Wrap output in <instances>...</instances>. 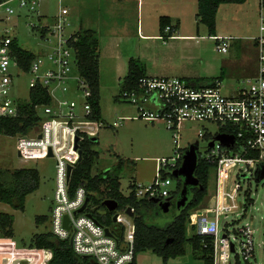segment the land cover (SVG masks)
Here are the masks:
<instances>
[{"label": "rangeland", "instance_id": "obj_1", "mask_svg": "<svg viewBox=\"0 0 264 264\" xmlns=\"http://www.w3.org/2000/svg\"><path fill=\"white\" fill-rule=\"evenodd\" d=\"M35 11L30 16H13L8 22L11 33L20 47L41 55L48 50V45L41 38L42 27L52 28L56 24L62 9L70 26L66 34L72 35L78 28L79 11L92 25H98L100 34V110L102 122L96 137L94 149L99 158L92 174L112 168L119 159L125 161L120 174V190L129 195L128 184L136 183L149 185L155 178L156 160L171 158L176 150L184 153L185 149L194 146L197 155L202 156L209 148L210 142L217 143L220 139L218 126L200 122L184 121L181 123L180 142L176 144L172 132L158 120L147 122L137 119L136 108L133 104L120 98L122 92L123 74L119 67L126 65L132 57L143 62L147 75L168 73L169 77H210L216 78L222 73V94L231 95L244 86L243 82L257 72V50L253 38L259 34L258 7L256 0H248L242 8L223 12L217 16V29L224 35H230L237 40H229L228 52L222 53L216 49V42L208 36L207 28L196 18L198 3L196 0H186L180 9L177 3L166 0H140V9L136 0H36ZM19 1L13 0L10 6L16 9ZM235 6V5H234ZM137 11L141 13L140 22L144 28L141 34L161 35L162 38H140L137 33ZM177 11L180 19L179 34L192 37L170 39L169 32L159 30L158 21L163 15ZM198 12V11H197ZM177 14V13H175ZM40 16V18H39ZM124 16V17H123ZM128 20H127V19ZM112 20V21H111ZM112 22L113 27L107 25ZM36 28H33V26ZM126 30L124 29V26ZM107 26H110L108 28ZM108 29V30H107ZM107 30V32H106ZM165 30V29H164ZM104 46V48H103ZM50 48V47H49ZM103 48V49H102ZM118 58H114V57ZM149 66L151 68H149ZM70 75V92L65 95L68 99L81 102L80 96L73 95L77 77L75 67ZM122 77V78H120ZM28 76L14 78L12 97L17 101H28ZM39 114L42 111L39 110ZM198 131L209 133L211 136L200 138ZM35 132L29 136H35ZM17 137L0 136V181L10 182V175L17 169H36L40 177L39 189L28 195L23 211L14 210L0 203V212L13 216V235L10 238L1 237V250L7 254L10 250L31 248L35 235L51 230L52 211L55 206V176L56 161L51 157L37 160H24L19 156L16 145ZM35 148L34 145H31ZM184 177L173 179L172 189L178 191L177 199L184 185ZM233 201L235 209L223 210L218 216L220 233L225 228L249 226L254 237L253 264H264L262 243V222L264 217V176L259 174V166H247L240 162L223 168L220 177V191L224 192L226 206L232 204L231 195L235 185ZM188 186V202L192 197V189ZM217 192V173L213 172L208 183V195L202 203L190 212L187 224V236L191 237L195 230L196 218L208 212V201ZM178 215L176 202L169 206L167 213L159 210L146 212L147 223L160 228H166ZM37 217H44V222H35ZM117 225V224H116ZM232 225V226H231ZM196 229V228H195ZM120 227L115 226L114 233ZM2 254V253H1ZM0 254V256H1ZM39 254V253H38ZM135 264H163L160 257L150 251L138 253ZM167 264H204L203 260L186 247V255L170 259Z\"/></svg>", "mask_w": 264, "mask_h": 264}, {"label": "built area", "instance_id": "obj_2", "mask_svg": "<svg viewBox=\"0 0 264 264\" xmlns=\"http://www.w3.org/2000/svg\"><path fill=\"white\" fill-rule=\"evenodd\" d=\"M11 1L0 2V117L17 115L18 101L12 97L14 78L29 77L28 95L32 88L41 86L50 97L49 104L36 107L38 112L42 111L36 135L19 136L16 145L19 156L24 160L49 157L51 150V158L56 161L55 206L50 232L61 240H67L83 264H135L133 209L129 208L133 217L129 216L127 209L117 213L115 223L122 228L120 235L99 224L88 212V203L79 212L88 198L85 185H80L73 194L69 189L71 173L78 160L74 150L75 137L82 134L91 139L98 135L99 129L98 123L92 119L89 85L78 74L74 50L69 45L71 35L66 34L70 26L66 17L68 12L62 9L56 24L52 28L45 27L46 33L41 38L50 48L41 55H35L28 71H24L14 57L12 44L15 38L8 22L13 16H30L37 1L18 0L16 9L10 6ZM257 7L259 34L253 38L257 50V72L247 78L244 86L235 93L222 94V80L219 79L195 82L183 78L145 76L138 80L136 88L120 94L122 100L135 106L137 119L147 122L161 120L172 132L176 144L180 142L181 123L184 121L215 124L220 136L230 139L227 143L210 142L206 153L197 155L214 164L217 173V192L208 201V212L197 217L196 229L193 227V235L210 239L209 243L202 241V245L211 248L212 264H253L255 258L252 229L231 225L232 228H225L220 233L218 216L223 210L236 208L233 198L240 189L238 184L235 185L232 204L226 206L224 192L221 194L220 191L223 168L243 162L247 166H259V174L264 173V0H257ZM169 31L167 26L165 32ZM215 39L218 42L216 49L227 52L228 38ZM72 67L77 71L73 95L81 94L79 104L65 96L71 89ZM197 136L206 138L211 134L198 131ZM32 143L38 145L32 148ZM184 153L176 150L169 159H157L153 182L147 186L132 183L134 188L129 189V194L133 191L137 199L154 200L160 209L165 202L171 204L175 190L171 188L173 179L170 175L181 167ZM68 167H72L69 176ZM65 217L68 218L67 228L64 227ZM106 229L111 236L106 234ZM261 247L264 257V217ZM0 254V264H48L52 257L50 250L36 248L10 250L7 254L0 249Z\"/></svg>", "mask_w": 264, "mask_h": 264}, {"label": "trees", "instance_id": "obj_3", "mask_svg": "<svg viewBox=\"0 0 264 264\" xmlns=\"http://www.w3.org/2000/svg\"><path fill=\"white\" fill-rule=\"evenodd\" d=\"M7 0H0L4 2ZM245 0H198L197 18L208 32L209 37L216 36V13L222 4H241ZM169 26V19L161 17L159 19L160 31ZM170 27V26H169ZM173 28L170 27L172 36ZM46 33L45 27L40 30V35ZM163 38V36H161ZM164 39V38H163ZM69 45L75 54V66L78 74L86 80L91 91L90 103L92 107V119L98 124L102 122L100 110V85H99V47L98 36L90 30H78L71 35ZM14 57L19 66L28 71L35 54L28 51L14 40L12 44ZM145 65L137 59H129L127 73L122 79V92L136 88L138 80L145 77ZM222 80V77L214 78ZM213 79L195 82H205ZM121 92V93H122ZM50 103L47 92L37 86L29 91L28 101H19L17 115L11 118L0 117V136L19 137L28 136L39 128L41 117L36 109L37 106ZM81 139L78 142L82 151V159L77 163L71 173L70 192L73 194L80 185H85L87 191L88 212L101 225L115 230L116 223L113 216L118 212L132 208L134 212V250L136 255L150 251L161 258L163 264H167L170 259L186 255V247L190 246L193 253L201 258L204 264H212L211 248L209 245L204 248L202 241L209 243L208 237L192 235L187 236V224L190 212L195 210L208 195V183L213 172L216 173L214 164H210L200 157L197 161L195 177L199 180L200 187L192 189V197L186 206L178 211L177 217L166 228L156 227L147 223L146 212L149 210L162 211L154 200L137 199L132 191L128 196H124L120 190V174L125 166V161L119 159L112 168L93 175L92 171L99 158V153L94 149L97 144L93 138L78 134ZM174 179V175H170ZM40 177L36 169L21 168L15 170L10 175V182L0 181V203L6 204L14 210L23 211L26 197L39 189ZM133 189V184L129 186ZM179 194L173 192L172 202L177 201ZM105 200H113L118 206L114 212H109L102 203ZM44 217H37L36 224L44 222ZM14 218L12 215L0 212V238H10L13 235L11 229ZM120 227V226H119ZM194 230V228H193ZM122 235V228L119 232ZM31 248L48 249L52 252L51 260L48 264H83L72 250L67 240H61L51 232L41 233L32 239Z\"/></svg>", "mask_w": 264, "mask_h": 264}, {"label": "crops", "instance_id": "obj_4", "mask_svg": "<svg viewBox=\"0 0 264 264\" xmlns=\"http://www.w3.org/2000/svg\"><path fill=\"white\" fill-rule=\"evenodd\" d=\"M60 1V0H59ZM110 1H117V0H110ZM123 1V0H122ZM128 1V0H127ZM138 3H137V8L138 9H140V6H141V4H140V0H136ZM166 1H168V2H170V3H172V2H174V3H177V6H178V8L180 9V7H183V3L186 1V0H166ZM194 1V0H193ZM197 3H198V0H196V5H197ZM248 3V0H245V2L244 3H241V4H222V5H220L219 6V8H218V10H217V13H216V36H213V37H210V38H212L215 42H216V45L218 44V42L216 41V37H223V38H228V40H237V39H235V38H233L232 36H230V35H224V34H222V33H220L219 32V30L217 29V16H218V13L220 12V10L222 9V8H224L223 9V12H228V11H231V10H234V8H236V7H238V8H242V6H244L245 4H247ZM235 5V6H234ZM256 6H257V0H256ZM66 10V9H65ZM197 11H198V8H197ZM197 11H196V18H197ZM68 12V11H67ZM137 20H136V26H137V33L140 35V38H157V37H161V35H149V34H141L142 33V29L144 28V25H143V23L142 22H140V15H141V13L140 12H138L137 11ZM175 13H177V14H175ZM77 14L79 15V21H78V28L77 29H75V31L74 32H76V31H78V30H90V31H92V32H94L97 36H98V39H99V42L101 41V39H100V34L99 33H101V30H99V27H98V25H92L91 24V22L90 21H87L86 19H84V17H82V15H81V13L79 12V11H77ZM124 17V16H123ZM161 17H167L168 19H169V26L170 27H172L173 28V31L171 32L172 33V36L170 37V39H176V38H180V37H192L191 35H180L179 34V31H180V25H181V23H180V19H182V16L180 17L179 16V14H178V12L177 11H175V12H172L171 14H168V15H163V16H161ZM160 17V18H161ZM39 18H40V16H39ZM159 18V19H160ZM127 19V18H126ZM198 19V18H197ZM128 20V19H127ZM112 21V20H111ZM107 22V25H110L111 27H113V25H112V22ZM158 25H159V21H158ZM110 26H107L108 28H110ZM126 25L124 26V29L126 30ZM108 30V29H107ZM107 30H106V32H107ZM159 30H160V27H159ZM164 32H165V30H164ZM163 32V33H164ZM166 33V32H165ZM162 38V37H161ZM163 39V38H162ZM99 48H101V45H100V47ZM103 48H104V46H103ZM102 48V49H103ZM227 52H228V49H227ZM227 52H225V53H227ZM99 57H100V50H99ZM114 58H118L117 56L116 57H114ZM131 59H136V58H134V57H132ZM137 60H139L140 61V58L139 59H137ZM143 63V62H142ZM128 64V63H127ZM127 64L125 65H123V66H121V67H119V70L121 71V73H125V74H123V77L126 75V73H127ZM144 64V63H143ZM145 65V64H144ZM149 68H151L150 66H149ZM147 69L148 68H146V66H145V74H146V76H149V77H169V76H167L168 75V73H166V75L165 74H159L158 72H157V74H155V75H147ZM101 70H100V59H99V85L101 86L102 84H101ZM218 77H222V73H221V75L220 76H218ZM218 77H216V78H218ZM120 78H122V77H120ZM173 78H183V79H188V80H196V79H203V80H207V79H214L213 78V76H212V78H210V77H201V76H197V77H184V76H180V77H173ZM223 79V78H222ZM100 124H98V129H99V126ZM130 186V184H128V187ZM121 193H122V191H121ZM124 196H127V194H125ZM0 240H1V238H0Z\"/></svg>", "mask_w": 264, "mask_h": 264}, {"label": "water", "instance_id": "obj_5", "mask_svg": "<svg viewBox=\"0 0 264 264\" xmlns=\"http://www.w3.org/2000/svg\"><path fill=\"white\" fill-rule=\"evenodd\" d=\"M92 140L96 141L95 138H93ZM78 141H79V137L76 136L75 141H74V150H76L77 154H78L77 163H79L82 159V151L78 147ZM219 141L222 143H227L230 141V139H228L225 136H220ZM48 156L49 157L52 156L51 150H49ZM197 161H198V156H197V153L195 151V148H194V146H190L188 149L185 150L181 167L174 174L175 177L183 176L185 179L184 185L180 191V197L176 201V208L178 211L183 209L186 206V204L188 203V190H187L188 186L200 187L199 186L200 185L199 180L194 175L196 167H197ZM71 169H72V167H68V176L71 172ZM263 176H264V173H263ZM88 202H89V199L87 198L85 200L84 205L79 210V212H82L85 209ZM102 205L105 206L109 212L116 211L117 206H118V204L113 200H105L102 203ZM169 206H170V203L165 202L161 205V210L164 213H167L169 210ZM127 213L129 214V216L133 217V213H131L129 209H127ZM116 221H117V214H115L113 216V222L115 223ZM67 226H68V218L65 217L64 218V227L67 228ZM105 232L108 236H111V233L109 232L108 229H106Z\"/></svg>", "mask_w": 264, "mask_h": 264}, {"label": "bare ground", "instance_id": "obj_6", "mask_svg": "<svg viewBox=\"0 0 264 264\" xmlns=\"http://www.w3.org/2000/svg\"><path fill=\"white\" fill-rule=\"evenodd\" d=\"M33 145H38V143H32ZM31 145V144H30ZM31 152H33V151H31Z\"/></svg>", "mask_w": 264, "mask_h": 264}]
</instances>
